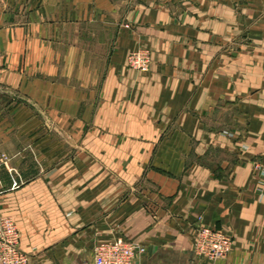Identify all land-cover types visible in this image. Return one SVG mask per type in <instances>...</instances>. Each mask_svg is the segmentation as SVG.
Wrapping results in <instances>:
<instances>
[{"label": "crops", "instance_id": "obj_1", "mask_svg": "<svg viewBox=\"0 0 264 264\" xmlns=\"http://www.w3.org/2000/svg\"><path fill=\"white\" fill-rule=\"evenodd\" d=\"M0 216L36 264H264V0H0Z\"/></svg>", "mask_w": 264, "mask_h": 264}, {"label": "built area", "instance_id": "obj_2", "mask_svg": "<svg viewBox=\"0 0 264 264\" xmlns=\"http://www.w3.org/2000/svg\"><path fill=\"white\" fill-rule=\"evenodd\" d=\"M150 62V52L144 49L131 52L126 58L128 68L139 73H147ZM19 238V231L13 220L0 216V264H36L19 249ZM232 244L231 236L223 231L201 226L197 230L193 251L198 257L216 262L229 254ZM136 253L137 248L132 242L116 238L97 244L93 258L79 264H132Z\"/></svg>", "mask_w": 264, "mask_h": 264}]
</instances>
